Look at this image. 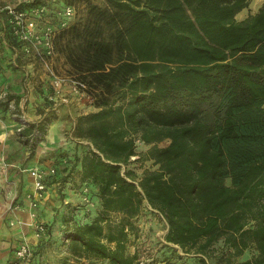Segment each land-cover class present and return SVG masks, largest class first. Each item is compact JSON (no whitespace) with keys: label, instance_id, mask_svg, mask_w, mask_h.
I'll return each instance as SVG.
<instances>
[{"label":"trees","instance_id":"16d2710c","mask_svg":"<svg viewBox=\"0 0 264 264\" xmlns=\"http://www.w3.org/2000/svg\"><path fill=\"white\" fill-rule=\"evenodd\" d=\"M61 1L77 14L56 51L97 109L77 117L83 142L59 173L79 172L102 205L69 235L111 264H138L134 219L149 209L167 221L166 247L195 254L191 264H264V5L238 19L251 0ZM55 102L49 94L42 119L20 131L32 154ZM138 138L158 165L142 174L129 166Z\"/></svg>","mask_w":264,"mask_h":264},{"label":"crops","instance_id":"0c3cea01","mask_svg":"<svg viewBox=\"0 0 264 264\" xmlns=\"http://www.w3.org/2000/svg\"><path fill=\"white\" fill-rule=\"evenodd\" d=\"M21 1L24 0H0V87L9 91L16 104V109L10 111L7 104L0 102V160L2 155L8 157L6 166L0 161V264H12L16 248L25 241L31 244L33 254L24 264H111L88 254L69 235L78 223L92 221L102 205L95 198L93 204L84 201L85 183L79 172L59 173L65 166L62 162L67 163L77 151L75 141L83 142L74 135L76 110L85 107V100L91 97L75 93L69 83L55 93L51 75L41 85L34 84L37 72L29 61L31 57L14 46L7 33L9 15L4 7ZM49 94L56 102L47 112L54 110L55 117L32 154L31 144L24 141L19 128H24V118L31 123L42 119L41 110ZM89 105L84 112L91 110ZM37 166L57 167V172L47 178L48 188L38 206V218L47 223L42 235L34 225L28 197L35 190L31 169Z\"/></svg>","mask_w":264,"mask_h":264},{"label":"built area","instance_id":"2783aa9c","mask_svg":"<svg viewBox=\"0 0 264 264\" xmlns=\"http://www.w3.org/2000/svg\"><path fill=\"white\" fill-rule=\"evenodd\" d=\"M4 10L9 15V21L13 28V32L23 43L25 53L40 61L49 70L53 78L55 91H57L55 93L59 94L62 91L63 85L69 83L75 93L86 95L87 84L84 81L78 80L71 75L64 76L59 74L53 64V58L56 55L57 29L69 26L73 22L77 14L76 6L73 4H65L57 11L58 23L49 21L43 25H41V21L44 18H48L49 13H51L47 4H38L31 8H22L17 3H10L5 5ZM55 11L56 10H54V12ZM0 102L7 104V108L10 111L16 109L15 100L10 98L9 91L1 87ZM27 121L28 119L24 118V126L29 123ZM22 129L23 126L19 128L20 131ZM56 172L57 167L48 169L37 166L31 169V173L35 177V190L30 192L28 197L31 199V205L33 207L32 215L35 218L34 225L38 235H42L47 231L46 221L38 218V206L40 201L45 197V192L48 188L47 178ZM82 192L84 201L93 204L90 187L84 185ZM32 254L33 248L29 242L25 241L20 243L16 248L12 264H24ZM142 264H144V262H142Z\"/></svg>","mask_w":264,"mask_h":264},{"label":"rangeland","instance_id":"374dc122","mask_svg":"<svg viewBox=\"0 0 264 264\" xmlns=\"http://www.w3.org/2000/svg\"><path fill=\"white\" fill-rule=\"evenodd\" d=\"M27 1H33V0H24L18 3L21 4ZM41 1L43 3H47L51 11V13H49V17L46 19L44 18L41 21V25L49 21L58 23L59 19H58L57 11L61 7H63L66 3H63V1L61 0H41ZM263 5H264V0H251L250 4L237 14L238 19H244L252 13H256ZM78 7L82 8V6L79 5ZM54 10L56 11L54 12ZM60 29L61 28L57 29V33ZM29 61L32 62L33 67L37 72V75L33 76L34 84L36 86H39L45 82L43 79L48 81L47 76L50 77L51 74L47 69V67L33 57H31ZM53 64L56 70L59 72V74L64 76L70 75L69 64L67 63L64 56L57 51H56V55L53 58ZM85 102L87 103L85 107L80 106L76 110V117L84 113L85 109H89L90 106L89 104H92V106L90 107L91 109L90 111L97 109L96 106L94 105L92 98L86 99ZM168 142L169 141L166 140L163 141L161 144H167ZM137 143H138L139 153L133 156V161L130 163L129 166L135 168V170H137L139 174H142L146 168H156L158 165L154 163L153 159L145 160L141 158L143 152H145L149 147L146 144H144L140 138L137 139ZM7 158L8 157L2 155L0 160L1 163L4 164L5 166L7 165L8 162ZM121 217L122 216L119 213L114 214L115 219H119ZM134 220L137 225V233L132 234L131 237L132 241L130 242L129 250L131 249L133 252L137 250L139 254L138 264H142V262H144V264H177V262L179 261L182 262L185 260L187 264H191L190 258L194 257L195 254L193 253L188 254L181 247L175 246L178 249L179 253H181L183 256H188L185 258L183 257L181 258L178 255H176L178 251L172 253L171 249L166 247L167 241L165 235L168 231V224L165 218L163 217L162 213H160L159 211L151 212L149 209H145V211ZM217 247H221V245H217ZM254 252L255 249H251L245 255L239 257V259L249 257L253 255ZM170 254H173V256H171ZM167 256H171V258H173V260L170 261V263L164 260L165 258H167Z\"/></svg>","mask_w":264,"mask_h":264},{"label":"bare ground","instance_id":"6f19581e","mask_svg":"<svg viewBox=\"0 0 264 264\" xmlns=\"http://www.w3.org/2000/svg\"><path fill=\"white\" fill-rule=\"evenodd\" d=\"M53 131V130H52Z\"/></svg>","mask_w":264,"mask_h":264}]
</instances>
